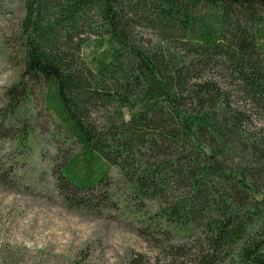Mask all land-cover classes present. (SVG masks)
<instances>
[{
  "label": "trees",
  "instance_id": "1",
  "mask_svg": "<svg viewBox=\"0 0 264 264\" xmlns=\"http://www.w3.org/2000/svg\"><path fill=\"white\" fill-rule=\"evenodd\" d=\"M20 1L0 137L38 92L66 209L122 205L168 264H264V0Z\"/></svg>",
  "mask_w": 264,
  "mask_h": 264
},
{
  "label": "rangeland",
  "instance_id": "2",
  "mask_svg": "<svg viewBox=\"0 0 264 264\" xmlns=\"http://www.w3.org/2000/svg\"><path fill=\"white\" fill-rule=\"evenodd\" d=\"M23 17L20 0H0V109L20 74ZM31 101L23 108L34 116L29 120L36 126L34 136L23 141L21 149L18 132L0 137V176H6L0 179V264H128L138 254L148 264H168L164 243L155 245L139 236L122 205L101 215L66 209L53 184L55 155L49 138L56 121L38 92ZM256 125L264 131V124ZM74 149L69 146V152Z\"/></svg>",
  "mask_w": 264,
  "mask_h": 264
}]
</instances>
